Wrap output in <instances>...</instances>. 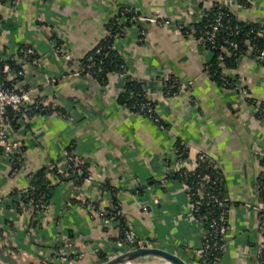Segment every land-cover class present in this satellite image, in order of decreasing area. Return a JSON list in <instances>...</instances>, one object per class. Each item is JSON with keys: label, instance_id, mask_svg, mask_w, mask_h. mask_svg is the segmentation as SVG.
I'll return each mask as SVG.
<instances>
[{"label": "crops", "instance_id": "crops-1", "mask_svg": "<svg viewBox=\"0 0 264 264\" xmlns=\"http://www.w3.org/2000/svg\"><path fill=\"white\" fill-rule=\"evenodd\" d=\"M215 2L0 0V56L16 62L19 70L10 76L39 102L7 130L8 151L23 158L20 172L12 174L9 155L0 154L4 264H102L121 253L126 229L188 264H201L195 251L202 226L177 176L194 171L199 154L216 162L228 196L229 231L219 264H255L264 238V60L243 54L225 67L218 58L253 102L211 77L206 65L213 51L184 27L199 22ZM118 7L159 16L154 23H125L113 44L161 124L120 102L127 81L117 73L105 84L85 72L72 74L109 35ZM227 9L264 29V0H239ZM56 44L70 62L54 51ZM19 48L33 49L41 66L25 62ZM163 78L178 88L167 91ZM67 155L82 173L70 171ZM39 172L48 182L47 206L35 213L24 208L22 191Z\"/></svg>", "mask_w": 264, "mask_h": 264}, {"label": "built area", "instance_id": "built-area-1", "mask_svg": "<svg viewBox=\"0 0 264 264\" xmlns=\"http://www.w3.org/2000/svg\"><path fill=\"white\" fill-rule=\"evenodd\" d=\"M239 0H217L214 4H218L220 7L229 8L230 5H235ZM131 10L128 8L118 7V11L110 21L108 25V33L113 39L119 38L125 27V23L129 22H149L154 23L158 21L159 16H134L131 15ZM131 15V16H130ZM194 24H189L184 27L185 33L188 35H193L195 33ZM223 14H216V18L212 24L209 25L208 29L205 31L204 35L199 37L200 41L205 45L207 42L213 43L217 36V33L224 28L223 25ZM230 33L228 37H225L222 41V48L225 50L231 49L233 52L238 50V44L231 39L233 34ZM259 36L264 35V29L259 28L257 31ZM248 46L246 54L254 58L256 61L264 60V50L258 49L251 45L249 40L245 41ZM108 49V48H107ZM109 49H114V44L109 46ZM103 46L98 44L94 48V55H103V58L108 56L105 52L102 54ZM54 51L62 57L66 62H70L71 57L69 54L64 52L59 44L54 46ZM18 54L25 61L34 64L37 67L41 66L40 60L36 57L35 52L31 48H19ZM231 54V51H228ZM234 54V53H232ZM99 56L95 57L93 55L87 57V63L82 64L72 71L74 76L80 75L82 72L88 73L91 76L95 75L97 72H102L103 59H98ZM1 57V56H0ZM208 65H206V69ZM89 70V71H88ZM3 78L0 79V148H2L1 153H6L9 155L12 164V174H17L20 172L23 158L21 154H10L8 151V136L7 130L11 127V118L9 111L16 114L18 117H24L27 113L32 111L35 105L39 102L35 98V92L30 90L19 89L17 87V77L11 75L10 66L7 63L3 64L2 70ZM119 76L124 77L127 82L134 80L136 78L128 77L126 74V68L124 64H121L119 68L115 71ZM109 75V74H108ZM94 78H96L94 76ZM219 84L224 89H230L239 92L243 97L250 102L251 99L249 91L235 80L225 69L220 70L218 74ZM8 84V82H10ZM53 80L48 78L47 82L51 83ZM126 82V83H127ZM162 83L167 91L171 92L174 87L178 88V85L170 80L169 78H163ZM182 87V86H179ZM144 102H141L137 106V112L148 117L152 121L161 124L159 118L156 116L152 102L147 98L146 93L144 94ZM255 103V102H254ZM259 109V106H257ZM262 109L260 108L258 112L261 114ZM17 117V120H18ZM16 120V121H17ZM162 127V125H161ZM179 150L180 159L186 150V147H181ZM68 161L71 166L70 171L75 173H82L81 168L76 165V160L70 155H67ZM204 166L205 169H209L211 173H204L203 175L196 174V170ZM178 174L183 177L181 183L185 189V192L190 200V207L199 223L202 226L203 231V241L199 249L195 251L196 257L199 259L201 264H219L221 254L224 250V242L226 234L229 231L228 225V196L226 192V187L224 184V179L218 169L216 162L206 156L205 154H199L197 157V165L194 171H178ZM188 177H193V180L187 182ZM89 178V177H88ZM32 176L29 178V184L27 188L22 191V200H26L24 208H31L35 213H41L45 210L46 195L42 193H37V188L31 183ZM165 182L162 181V183ZM259 191L264 194V174L260 178ZM206 207V211L202 212V207ZM261 215L264 216V205L261 206ZM126 245L130 250H135L138 248L152 247L149 240L137 237L132 231L124 230L122 238L118 241V246ZM63 261H68L67 258H62ZM255 264H264V238L258 244L256 250Z\"/></svg>", "mask_w": 264, "mask_h": 264}, {"label": "trees", "instance_id": "trees-1", "mask_svg": "<svg viewBox=\"0 0 264 264\" xmlns=\"http://www.w3.org/2000/svg\"><path fill=\"white\" fill-rule=\"evenodd\" d=\"M219 12L223 14L224 28H222L217 33V36L213 43L207 42L205 44V46L210 50H212L214 53L213 59L208 63L207 70L211 75V77L217 82H219L218 74L220 70H222L221 67L219 66L220 61L222 60L225 67H233L237 59L243 54H246L248 48V46L245 44L246 40H249L251 45H253L254 47L264 50V35L259 36L257 34V31L259 30L260 26L257 24H248L242 21H238L227 8L220 7L218 4H214L213 7H211V9H209L205 13L204 17L199 22L194 24L195 33L193 35L197 38L203 36L205 31L208 29L209 25L214 22L216 18V14H218ZM235 31H237V33L233 34L231 36V39H233L238 44V50L236 52H233L231 49L229 50L223 49L222 48L223 39L225 37H228L230 33L232 32L234 33ZM112 44H113V37L108 35L100 42V45L103 46L102 54L107 52L108 53L107 57L103 58V55H101V57L99 55H94V49H93V51H91L81 61L82 64H86L87 57L91 55L95 57L99 56L98 59H103L102 64H100L102 66V72H97L95 75H93V77L95 76L96 77L95 79L100 84H105L107 75L110 72L117 70L119 66L122 64V60L117 55L115 50L109 49V46H111ZM228 51L229 52L231 51V54H228ZM219 57H221V60L218 62ZM4 63L9 64L11 71L17 72L19 70V66L16 65V62L14 60L3 59L2 57H0V79L3 78V74L1 70ZM10 83L11 81L8 82V84ZM144 94L145 92L141 88V84L137 79H134L126 83L125 91L120 95V102L123 105L137 111V106L141 102H144V97H143ZM9 114L11 118V126L15 127L18 116L14 113H11L10 111ZM1 152H2V148H0V154ZM206 172L211 173V171L209 169H205L204 166H200L196 170V174L199 175H203ZM177 176L180 180H182L183 177H181L179 174H177ZM192 180L193 177H188L186 181L190 183V181ZM31 183L36 186L37 193H42L47 197L48 182L46 181V179H44L43 172H39L35 175H32ZM260 193L261 196L264 197V194L262 192ZM23 202L25 203L26 200H23ZM201 211L205 212L206 207L203 206Z\"/></svg>", "mask_w": 264, "mask_h": 264}, {"label": "water", "instance_id": "water-1", "mask_svg": "<svg viewBox=\"0 0 264 264\" xmlns=\"http://www.w3.org/2000/svg\"><path fill=\"white\" fill-rule=\"evenodd\" d=\"M120 248V254L106 260L102 264H127L131 261L146 257L158 258L164 260L169 264H188L184 259L174 254L173 252L157 247H145L130 250L128 246L122 245L120 246ZM0 264L4 263L0 260Z\"/></svg>", "mask_w": 264, "mask_h": 264}, {"label": "rangeland", "instance_id": "rangeland-1", "mask_svg": "<svg viewBox=\"0 0 264 264\" xmlns=\"http://www.w3.org/2000/svg\"><path fill=\"white\" fill-rule=\"evenodd\" d=\"M127 264H169V263L158 258L146 257L131 261Z\"/></svg>", "mask_w": 264, "mask_h": 264}]
</instances>
